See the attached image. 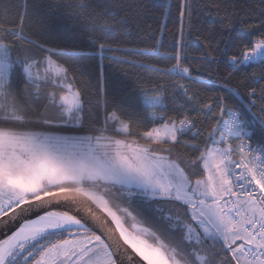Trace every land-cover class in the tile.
Segmentation results:
<instances>
[{
  "label": "snow or ice",
  "instance_id": "6c2138e0",
  "mask_svg": "<svg viewBox=\"0 0 264 264\" xmlns=\"http://www.w3.org/2000/svg\"><path fill=\"white\" fill-rule=\"evenodd\" d=\"M155 8L71 0L30 17L0 0V264H264V71L229 83L264 66V0H177L171 49L168 5L154 43L132 42ZM67 19L100 57L95 84L74 63L93 53L57 42ZM221 54L219 92L193 91ZM105 59L159 78L109 82Z\"/></svg>",
  "mask_w": 264,
  "mask_h": 264
},
{
  "label": "trees",
  "instance_id": "16d2710c",
  "mask_svg": "<svg viewBox=\"0 0 264 264\" xmlns=\"http://www.w3.org/2000/svg\"><path fill=\"white\" fill-rule=\"evenodd\" d=\"M25 0H14L17 8H22L24 5ZM153 3L157 5V8L153 9V14L148 18V23L152 25L153 31L148 33L146 38L142 37L140 40H137L133 37L132 42L137 44L140 47H147L151 46L154 43L153 37L159 34L158 24L155 18L159 17L160 13L163 11V6L168 5L171 8L172 15L167 18L166 23L168 25V30L165 31L162 35H160V39L164 45V49H171L175 43V37L178 34L179 29V21H178V13L176 11V3L177 0H152ZM239 4H246L251 3L253 0H237ZM29 5V16L31 17L32 12V5H52L53 9L55 10L56 5H64L71 3V0H27ZM61 12L65 17L69 15L68 11L61 7ZM195 20V17L193 18ZM205 20L208 18L205 17ZM39 23L37 17V24ZM64 27L61 30L60 37L58 39V43L66 45L69 49L77 48L83 49L84 51L92 52L91 56L81 58L79 60L74 61V63L79 67L80 72L83 73L81 77L83 80L88 81L89 84H95L96 78L99 74L101 60L99 55L95 53V51L90 47L88 34L84 32L82 29L78 28V25L74 20L67 19L64 22ZM197 23H199L197 21ZM239 32H243L242 28H238ZM190 50L189 56L193 55L194 50L197 47H200V42L195 39V35L190 38ZM162 49V51L164 50ZM111 55V53H109ZM117 56H123L122 52L116 53ZM129 59H141L146 63H153L154 58L144 56V57H137L135 55L128 57ZM226 57L221 54L220 61L217 64H213L211 66L214 75L209 77L207 73H201L200 75L205 81V84H193L192 90L198 93H206L208 95H214L219 92V88L216 84L211 83L210 81H221L224 76L228 74L230 71L229 66L225 63ZM103 69L106 78L109 82L116 83V84H124L128 86H133L137 79L140 78H148L151 77L152 79H158V74L155 72H148L141 68H131L129 65L124 64L120 61H112L105 59L103 60ZM166 64L165 61H160L159 66L163 67ZM193 72L195 74V69L198 66V62L196 59L191 60ZM261 71H264V66L260 68L257 67H248L242 68L239 72L235 73L234 78L229 81V83L236 87L244 76L248 75L249 73L256 72L259 74ZM91 88H89V92ZM241 92L244 91L243 88L240 89ZM88 105L85 107V111L87 113ZM85 120H87V115L85 116Z\"/></svg>",
  "mask_w": 264,
  "mask_h": 264
}]
</instances>
